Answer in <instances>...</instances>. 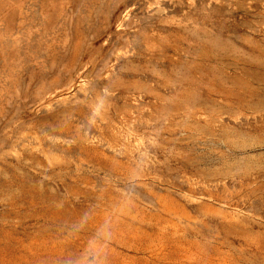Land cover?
I'll list each match as a JSON object with an SVG mask.
<instances>
[{"label":"rangeland","instance_id":"1","mask_svg":"<svg viewBox=\"0 0 264 264\" xmlns=\"http://www.w3.org/2000/svg\"><path fill=\"white\" fill-rule=\"evenodd\" d=\"M0 264H264V0H0Z\"/></svg>","mask_w":264,"mask_h":264}]
</instances>
